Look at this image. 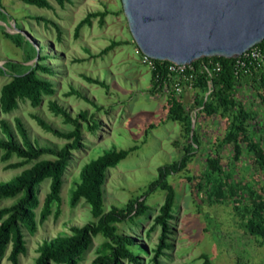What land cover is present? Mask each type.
I'll return each instance as SVG.
<instances>
[{
  "label": "rangeland",
  "instance_id": "rangeland-1",
  "mask_svg": "<svg viewBox=\"0 0 264 264\" xmlns=\"http://www.w3.org/2000/svg\"><path fill=\"white\" fill-rule=\"evenodd\" d=\"M46 1L48 8H37L18 0H0V87L12 75L36 66L50 71L44 73L38 69L35 73L52 85V94L42 95L38 106H30L27 100L18 101L16 109L0 113V120L6 122L17 142L14 118L20 120L30 142L54 149L65 141L42 130L31 115L38 116L54 130H71V125L64 123L61 116L49 111L48 102L52 101L71 118L85 112L86 121L80 120V147L71 152L62 175L60 201L52 207L47 219L37 224L32 235L23 231L25 251L19 255L17 264H33L37 247L43 240L69 234L70 228L94 221L89 206L82 199L73 207L68 205L69 191L81 167L111 148L129 152L105 172L103 210L125 209L130 203L135 206V200L142 201L147 208L142 216L114 225L117 233L140 246L136 250L138 264H154L152 260L161 232L158 226H153V219L164 194L150 185L157 178V169L178 161L182 156L180 146L190 140L177 122L167 119L165 104L169 85L153 89L150 84L149 69L135 53L137 48L128 32L120 0H71L62 5L55 0ZM85 19L88 22H83L74 36L75 27ZM9 63L15 67H9ZM86 78L102 82L104 86L88 82ZM194 92L192 88H184L175 95L190 114V129L196 130L199 141L192 144L194 150L190 151L185 166L165 178L174 192V208L172 219L168 221L167 247L156 258L160 264H264L263 247L243 231L232 203L224 199L211 203L205 195L206 189L198 192L194 188L207 156L219 154L225 170L232 162L229 146L221 142L226 118L201 113L195 117ZM235 97L245 107L256 111L264 126V106L259 104L252 90L242 89ZM91 126L94 128L89 129ZM41 158L51 159L50 156ZM18 161L15 156L6 162L0 161V182L29 166L5 168ZM232 169L233 176L255 189L264 183L260 176L253 174L249 160L244 157L234 162ZM47 191L48 180H45L36 190L39 207ZM11 202L3 200L0 207ZM55 211L58 214L54 217ZM104 246H110L107 238L92 237L77 264H89L96 254L106 250ZM8 251L9 246L0 264H10L6 259ZM121 264L135 263L122 260Z\"/></svg>",
  "mask_w": 264,
  "mask_h": 264
},
{
  "label": "trees",
  "instance_id": "trees-1",
  "mask_svg": "<svg viewBox=\"0 0 264 264\" xmlns=\"http://www.w3.org/2000/svg\"><path fill=\"white\" fill-rule=\"evenodd\" d=\"M23 4L37 8H48L46 0H18ZM62 5L71 0H55ZM83 22L77 24L74 36ZM111 44L110 46H112ZM264 57V39L255 45ZM106 48L102 53L106 52ZM30 58V57H29ZM239 58L225 59L221 57L202 58L193 63L194 81L192 90L195 91V102L192 109H197V114L204 116L219 114L227 120L225 135L221 142L230 148L232 158L231 165L225 170L220 163V155L208 157L201 171V176L194 188L199 192L206 189V196L211 203L217 200H228L232 203L234 211L239 215L240 226L243 231L257 239L264 249V183L258 189L251 184L243 182L233 176L232 164L241 157L249 160L253 174L262 178L264 182V126L262 119L258 118L256 111L247 108L235 97V94L245 89L252 90L257 96L259 104L264 106V69L252 68L248 61H244L241 67ZM153 69L150 73V84L153 89H161L165 83L169 85L166 61L151 60ZM218 63L219 70H214V64ZM9 67H15L9 63ZM204 66L210 73L202 68ZM41 69L44 73L50 71L41 66H36L27 72H18L0 87V113L7 114L17 107L18 101L27 100L32 107L39 105L42 95L52 94V85L49 80L38 76L35 71ZM1 73V71H0ZM99 86L102 82L86 78ZM164 81V83H162ZM49 111L55 116H61L64 123L71 125V130L60 132L52 129L38 116L31 118L45 132L64 140L57 149L47 146H38L30 142L27 132L18 118H14V131L19 142L5 121L0 120V161L6 162L12 156L20 161L5 166L7 169H17L29 164L18 174L7 181L0 182V202L11 200L8 206L0 207V259L5 249L9 246L7 261L17 264L19 255L25 251L23 231L32 235L37 224L43 223L51 214L52 207L60 201L59 192L62 184V175L70 160L71 152L80 147L81 127L80 120H85V112H79L71 118L56 103L48 102ZM167 119L177 122L183 134L190 138L182 143L180 151L182 156L178 161L164 165L157 169V178L150 185L152 189L163 192V201L158 208L157 215L153 219V226L160 228L159 244L153 258L154 264H160L156 256L167 247L165 243L169 230L168 221L172 219L174 208V192L167 184L165 178L170 172L182 169L188 160L190 151L194 150L192 144H198L196 130L190 129L191 117L181 100L169 92L165 104ZM94 126V125H93ZM91 126L89 129H93ZM128 150H115L113 148L104 151L97 158L84 164L77 175L73 188L69 191L68 205L73 207L80 199L88 206L93 222L81 227L70 228L69 234L57 235L48 240H43L37 247V257L33 264H77L82 254L90 245V239L96 235H102L109 240L110 246L104 252H99L89 264H121L122 260L138 264L136 250L140 248L134 240L122 236L116 231L115 223L126 219L132 220L142 216L147 208L141 202L135 200L125 209L110 207L103 210L102 184L106 170L114 168L127 155ZM50 156L51 159L41 158ZM48 180V191L45 194L41 206L36 195L37 186ZM39 207L36 215L35 210ZM58 214L54 212V217ZM37 218V220H36ZM135 247V248H133Z\"/></svg>",
  "mask_w": 264,
  "mask_h": 264
},
{
  "label": "water",
  "instance_id": "water-1",
  "mask_svg": "<svg viewBox=\"0 0 264 264\" xmlns=\"http://www.w3.org/2000/svg\"><path fill=\"white\" fill-rule=\"evenodd\" d=\"M130 37L151 60L237 58L264 39V0H120Z\"/></svg>",
  "mask_w": 264,
  "mask_h": 264
},
{
  "label": "built area",
  "instance_id": "built-area-1",
  "mask_svg": "<svg viewBox=\"0 0 264 264\" xmlns=\"http://www.w3.org/2000/svg\"><path fill=\"white\" fill-rule=\"evenodd\" d=\"M135 53L137 55H140L141 64L145 65L149 69V71L153 69L151 59L142 55L138 49ZM239 57L241 60H237V63L241 67H244V61H248L249 66L254 69L263 68L264 66V57L262 56L260 50L257 47H251ZM202 68L208 73V75H210L209 71L204 66H202ZM166 70L168 72L167 77L169 80L170 92H173L174 95H178L182 92L184 88L191 89L195 73L194 68L191 66V64L176 65L173 63H169V65H167L166 67ZM214 70H219L218 63L214 64ZM162 83H164V81ZM165 85L166 84L164 83L162 87H164Z\"/></svg>",
  "mask_w": 264,
  "mask_h": 264
}]
</instances>
